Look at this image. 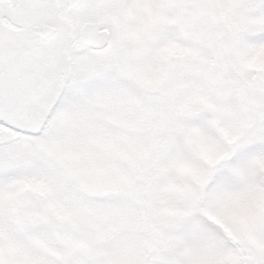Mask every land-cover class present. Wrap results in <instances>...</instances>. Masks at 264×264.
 Returning a JSON list of instances; mask_svg holds the SVG:
<instances>
[{"label": "snow or ice", "instance_id": "snow-or-ice-1", "mask_svg": "<svg viewBox=\"0 0 264 264\" xmlns=\"http://www.w3.org/2000/svg\"><path fill=\"white\" fill-rule=\"evenodd\" d=\"M0 264H264V0H0Z\"/></svg>", "mask_w": 264, "mask_h": 264}]
</instances>
